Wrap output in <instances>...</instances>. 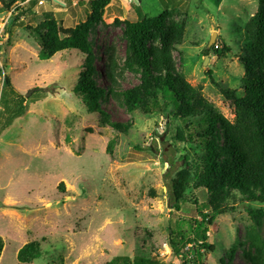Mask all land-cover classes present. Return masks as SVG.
I'll list each match as a JSON object with an SVG mask.
<instances>
[{
    "label": "rangeland",
    "instance_id": "1",
    "mask_svg": "<svg viewBox=\"0 0 264 264\" xmlns=\"http://www.w3.org/2000/svg\"><path fill=\"white\" fill-rule=\"evenodd\" d=\"M89 1L44 0L21 17L8 40L4 29L10 20L8 14H0V70L3 65L5 69L0 87L2 77L8 76L23 97L32 89H42L27 97V113L0 136V237L4 242L0 264H18V250L31 241L40 243L41 255L30 264H104L113 257L141 253L157 257L162 264H181L168 248L169 233L178 223L188 232L187 223L199 219L197 207L206 204L207 194L196 190L197 205L187 201L179 211L173 209L168 187L182 166L179 157L184 147L176 138L179 123L160 114L128 113L117 100L108 99L101 108L110 121L129 123L130 128L124 134L101 125L73 93L86 55L63 51L43 61L26 28L35 27L50 8L63 28H72L85 21ZM165 5L178 9L175 21L186 25L184 43L173 52L176 67L189 84L201 87L216 111L232 121L233 109L210 84L206 72L213 71L215 81L241 95L243 68L233 53L217 59L212 51L205 56L203 50L215 34L213 44L220 48L224 40L236 53L240 28L255 12L257 0H111L89 38L97 84L109 85L104 77L107 49H114L119 62L124 58L122 26L114 21L154 17ZM137 83L138 77L130 73L118 81L120 89ZM112 139L116 144L108 154ZM60 183L64 192L57 190ZM151 189L154 197L149 195ZM247 207L243 204L236 212L217 217L207 233L216 251L203 253L199 264L228 259L226 253L236 243L241 246L229 263L249 264L245 254L252 250L247 234L261 238L264 219L261 227H253ZM252 207L264 210V204ZM187 252L193 256L192 250Z\"/></svg>",
    "mask_w": 264,
    "mask_h": 264
},
{
    "label": "trees",
    "instance_id": "2",
    "mask_svg": "<svg viewBox=\"0 0 264 264\" xmlns=\"http://www.w3.org/2000/svg\"><path fill=\"white\" fill-rule=\"evenodd\" d=\"M24 2L0 0V14H10V21L4 29L7 40L15 24L22 16L33 12L38 0ZM110 2L90 0V11L85 21L72 28H63L55 19L52 8L42 14V20L35 27L26 28L38 43L39 57L43 61L63 51L86 55L73 93L88 114L98 116L101 125H109L124 134L130 128L129 123L110 121L101 108V104L108 99L117 100L128 113L160 114L167 121L179 123L176 138L184 143V147L179 157L182 166L170 179L168 187L173 209L179 211L181 203L187 201L197 205L193 197L196 190H205L207 200L202 207H197L199 219L187 223L188 232L182 230L180 223L176 224L169 233L167 245L171 253L182 260L181 264H199L203 253L216 251L208 243L207 233L217 217L234 213L238 206L248 204L246 211L253 227H261L264 219V210L252 207L255 203L264 204V0H257L255 12L241 26L242 37L236 53L224 40L220 42V48L218 44H213L203 50L205 56L212 51L217 59L233 53L243 68L239 80L241 95L215 81L213 71L206 72L210 84L233 109L232 121L216 111L203 96L201 87L189 84L176 67L173 52L184 43L186 25L183 20L174 19L180 15L179 10H169L166 5L154 17L140 15L136 21H114L122 26L124 58L119 62L114 49H107L104 77L109 85L99 86L89 38L92 30L102 22ZM2 67L5 71L4 65ZM3 70H0V76ZM124 73L137 76L138 83L120 89L118 81ZM2 79L0 136L16 119L27 113V97L42 90L32 89L23 97L12 86L8 76ZM115 144L116 139L108 143V154H111ZM57 190L64 192V184L60 183ZM149 195L154 197V190L151 189ZM203 208L207 211H202ZM247 240L252 250L245 254L249 264H264V234L259 238L252 232L248 233ZM240 246L241 243L234 244L226 253L228 259L221 257L218 263L230 264L236 248ZM3 248L4 242L0 237V257ZM189 249L193 253L191 257L187 252ZM40 255V243L31 241L18 250L16 260L18 264H30ZM104 264L162 263L157 257L141 253L132 258L113 257Z\"/></svg>",
    "mask_w": 264,
    "mask_h": 264
},
{
    "label": "water",
    "instance_id": "3",
    "mask_svg": "<svg viewBox=\"0 0 264 264\" xmlns=\"http://www.w3.org/2000/svg\"><path fill=\"white\" fill-rule=\"evenodd\" d=\"M135 3H136V1H135ZM214 41H215V34L212 35L206 49H209L212 46V44L214 43ZM206 61H207V59H205V62ZM2 206H3V203L0 202V208H2Z\"/></svg>",
    "mask_w": 264,
    "mask_h": 264
},
{
    "label": "built area",
    "instance_id": "4",
    "mask_svg": "<svg viewBox=\"0 0 264 264\" xmlns=\"http://www.w3.org/2000/svg\"><path fill=\"white\" fill-rule=\"evenodd\" d=\"M30 1H32V0H25V2L24 3H28V2H30ZM44 3V0H38V2H37V5H42ZM10 17V14H8V17H7V20H8V18ZM6 20V21H7ZM1 32L2 31H0V34H1Z\"/></svg>",
    "mask_w": 264,
    "mask_h": 264
}]
</instances>
